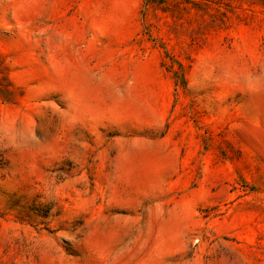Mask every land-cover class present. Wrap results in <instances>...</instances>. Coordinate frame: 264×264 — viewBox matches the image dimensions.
I'll return each instance as SVG.
<instances>
[{
    "label": "rangeland",
    "instance_id": "obj_1",
    "mask_svg": "<svg viewBox=\"0 0 264 264\" xmlns=\"http://www.w3.org/2000/svg\"><path fill=\"white\" fill-rule=\"evenodd\" d=\"M0 264H264V0H0Z\"/></svg>",
    "mask_w": 264,
    "mask_h": 264
}]
</instances>
